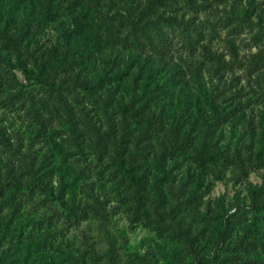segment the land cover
I'll list each match as a JSON object with an SVG mask.
<instances>
[{"label":"rangeland","instance_id":"obj_1","mask_svg":"<svg viewBox=\"0 0 264 264\" xmlns=\"http://www.w3.org/2000/svg\"><path fill=\"white\" fill-rule=\"evenodd\" d=\"M150 1L0 0V264H264V0Z\"/></svg>","mask_w":264,"mask_h":264},{"label":"trees","instance_id":"obj_2","mask_svg":"<svg viewBox=\"0 0 264 264\" xmlns=\"http://www.w3.org/2000/svg\"><path fill=\"white\" fill-rule=\"evenodd\" d=\"M160 0H151L147 9L145 11H143L141 13V15H144L148 12H153L157 6V4L159 3ZM158 21H161V22H164V23H170V22H175L177 21V18L174 16H159ZM0 63L4 64V65H7L11 68H16L17 65L13 64L12 62H10L9 60H7L6 58H4L3 56H0ZM45 65V64H43ZM40 66L38 68V70L36 72H31V71H24L25 73V76L30 78V77H33L35 78L36 80L42 82L43 84H46V85H50L52 86V83L49 81L48 79V75L44 69V66ZM19 68V67H18ZM82 85H84V83L82 82L81 83ZM123 107V111L124 112H127L128 109L125 107V106H122ZM37 185L46 193L48 194H51V191L49 190V188H47L44 184L40 183V182H37ZM264 194V183L262 184V186H260V188L258 189V191L254 194L253 196V201L254 203H257L259 198Z\"/></svg>","mask_w":264,"mask_h":264}]
</instances>
